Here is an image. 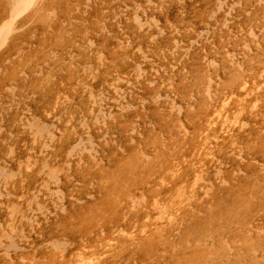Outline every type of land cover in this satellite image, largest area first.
<instances>
[{"label": "rangeland", "instance_id": "obj_1", "mask_svg": "<svg viewBox=\"0 0 264 264\" xmlns=\"http://www.w3.org/2000/svg\"><path fill=\"white\" fill-rule=\"evenodd\" d=\"M48 1L0 54V264H264V0Z\"/></svg>", "mask_w": 264, "mask_h": 264}, {"label": "bare ground", "instance_id": "obj_2", "mask_svg": "<svg viewBox=\"0 0 264 264\" xmlns=\"http://www.w3.org/2000/svg\"><path fill=\"white\" fill-rule=\"evenodd\" d=\"M5 2H6V7H7V14L5 15V20L0 23V54L3 51V49L5 48L6 42L12 36L17 34L21 30L22 25H19V26H17V25L19 23H22V20H24L27 17L28 13H33L34 15H38L40 13V11L48 4L49 1L48 0H5ZM0 12L2 14L3 10L0 9ZM56 42H58V41H56ZM226 105H227V103H226ZM40 125H38V124H34L33 125V128L35 129V131H37V133H40V132H43V131H47V128H45V126L41 127ZM51 172H52L53 179L55 180L56 179V175H58L57 174L58 172L56 170L55 171L53 170ZM6 176H9V175L6 174ZM6 176H5V178H6ZM13 210H14V208H13ZM7 239L11 240V237L8 238V236H7ZM255 249H257V248H255ZM251 250H254V249H251ZM223 251H225V250H223ZM247 252H249V251H247Z\"/></svg>", "mask_w": 264, "mask_h": 264}]
</instances>
